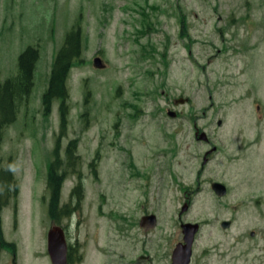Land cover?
<instances>
[{
  "label": "rangeland",
  "instance_id": "374dc122",
  "mask_svg": "<svg viewBox=\"0 0 264 264\" xmlns=\"http://www.w3.org/2000/svg\"><path fill=\"white\" fill-rule=\"evenodd\" d=\"M27 46L31 85L0 121V264H51L55 225L69 264H173L182 222L189 264H264V0H0V97Z\"/></svg>",
  "mask_w": 264,
  "mask_h": 264
},
{
  "label": "trees",
  "instance_id": "16d2710c",
  "mask_svg": "<svg viewBox=\"0 0 264 264\" xmlns=\"http://www.w3.org/2000/svg\"><path fill=\"white\" fill-rule=\"evenodd\" d=\"M80 52V37L79 32H69L66 34L63 45L56 51L53 60V69L51 79L47 90L45 91L42 101L46 109L50 108L53 99L65 100V87L64 78L67 75L68 67L72 66L75 58L78 57ZM39 56L32 46H27L18 56L19 65V78L14 82H8L2 91L0 97V121L11 122L13 120L15 110V98L21 95V92L27 93L31 85V77L34 70V63L38 60ZM62 117L65 116L64 107H60ZM3 117V119L1 118ZM71 153L74 151L72 147L68 148ZM4 178V176H2ZM59 180V178L57 179ZM51 183V182H50ZM52 184V183H51ZM58 181H53V185H57ZM58 193V190L55 191ZM56 203V199L52 204ZM4 204L2 203V206ZM52 214V212L50 211Z\"/></svg>",
  "mask_w": 264,
  "mask_h": 264
},
{
  "label": "water",
  "instance_id": "95a60500",
  "mask_svg": "<svg viewBox=\"0 0 264 264\" xmlns=\"http://www.w3.org/2000/svg\"><path fill=\"white\" fill-rule=\"evenodd\" d=\"M100 61L96 59V63ZM174 115V114H173ZM211 188L218 194H224L226 192L225 186L212 182ZM183 206L182 210L185 209ZM141 224L145 227H153L156 224V217L154 214L143 215L141 217ZM228 221L222 222L223 226H227ZM199 225L197 223H182L183 241L176 244L172 251V263L173 264H188L192 252V242L194 234L198 230ZM47 251L51 259L52 264H67L66 263V242L64 232L59 226H53L47 233Z\"/></svg>",
  "mask_w": 264,
  "mask_h": 264
},
{
  "label": "flooded vegetation",
  "instance_id": "af4514ba",
  "mask_svg": "<svg viewBox=\"0 0 264 264\" xmlns=\"http://www.w3.org/2000/svg\"><path fill=\"white\" fill-rule=\"evenodd\" d=\"M205 159H206V158H205ZM138 223H139V225H140V223H141V220H140ZM140 226H141V225H140ZM68 260H70V259H69V257H68Z\"/></svg>",
  "mask_w": 264,
  "mask_h": 264
}]
</instances>
